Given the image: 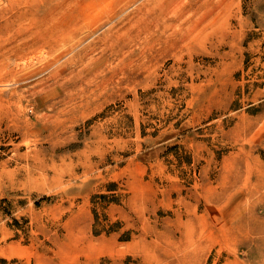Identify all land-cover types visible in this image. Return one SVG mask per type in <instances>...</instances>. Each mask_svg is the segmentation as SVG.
Segmentation results:
<instances>
[{
    "label": "rangeland",
    "instance_id": "obj_1",
    "mask_svg": "<svg viewBox=\"0 0 264 264\" xmlns=\"http://www.w3.org/2000/svg\"><path fill=\"white\" fill-rule=\"evenodd\" d=\"M0 264H264V0H0Z\"/></svg>",
    "mask_w": 264,
    "mask_h": 264
}]
</instances>
